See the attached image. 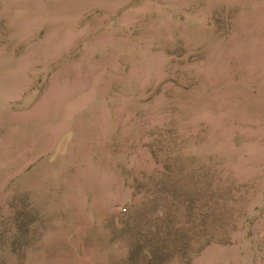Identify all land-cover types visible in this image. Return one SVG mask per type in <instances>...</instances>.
Wrapping results in <instances>:
<instances>
[{
	"label": "rangeland",
	"instance_id": "374dc122",
	"mask_svg": "<svg viewBox=\"0 0 264 264\" xmlns=\"http://www.w3.org/2000/svg\"><path fill=\"white\" fill-rule=\"evenodd\" d=\"M0 264H264V0H0Z\"/></svg>",
	"mask_w": 264,
	"mask_h": 264
}]
</instances>
